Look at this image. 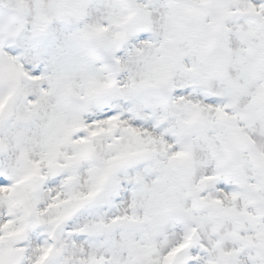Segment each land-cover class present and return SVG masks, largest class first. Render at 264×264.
Wrapping results in <instances>:
<instances>
[{
    "label": "clouds",
    "instance_id": "clouds-1",
    "mask_svg": "<svg viewBox=\"0 0 264 264\" xmlns=\"http://www.w3.org/2000/svg\"><path fill=\"white\" fill-rule=\"evenodd\" d=\"M0 264H264V0H0Z\"/></svg>",
    "mask_w": 264,
    "mask_h": 264
}]
</instances>
